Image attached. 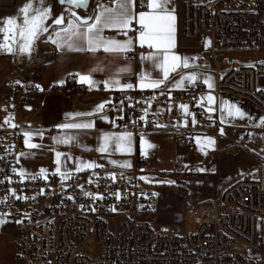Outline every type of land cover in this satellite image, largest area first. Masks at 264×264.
I'll return each instance as SVG.
<instances>
[{
    "label": "built area",
    "instance_id": "2783aa9c",
    "mask_svg": "<svg viewBox=\"0 0 264 264\" xmlns=\"http://www.w3.org/2000/svg\"><path fill=\"white\" fill-rule=\"evenodd\" d=\"M137 8H144L140 0ZM180 35L186 41L199 38L207 46L215 63L214 97L228 93L255 107L264 148V60L241 63L227 57L231 52H264V0H181ZM135 56L133 50L124 58ZM8 86L7 95L14 99L38 91L13 82ZM203 90L198 79L187 90L113 91L108 110L117 130L138 134L156 126L158 109L187 105L196 125L181 132L180 139L194 150L196 136L210 137L223 127L218 117L208 122L200 105ZM238 144L248 147L251 139L242 135ZM20 150L16 130L0 133V218L14 221L17 264H257L252 252L258 219L264 217V161L253 175L226 186L212 203L195 208L193 233L169 235L154 229L156 198L139 177L155 157H136L134 170L127 172L22 178ZM93 244L100 246L99 255L82 252L84 245Z\"/></svg>",
    "mask_w": 264,
    "mask_h": 264
},
{
    "label": "crops",
    "instance_id": "0c3cea01",
    "mask_svg": "<svg viewBox=\"0 0 264 264\" xmlns=\"http://www.w3.org/2000/svg\"><path fill=\"white\" fill-rule=\"evenodd\" d=\"M26 2L27 0H0V26H2V22L6 17H12L13 14L16 15ZM98 3H105L112 6V0H90L87 10L82 11L59 5L57 0H43V6H47L51 9V15L48 19V21L50 20L48 25L51 27L49 28V32L44 33L45 37L43 39V43L51 52V57L49 61L44 64L38 79L35 80L32 86L36 88L41 86V90L45 91V93L28 94L21 96L19 99L13 98L16 111L25 119L24 125L15 127L11 130H16L20 134L21 150L18 154V165L19 171L21 172V170H23L24 175L49 177L54 174L65 176V174L69 175L87 171H100L106 174L127 172L134 170L136 157L138 156H153L157 161L151 164H156L159 162V154L156 151L158 145L155 147H147L145 143L146 139H157V137L169 135L173 137L174 140L178 138L181 141L180 133L192 130L196 125V123H192L194 118L192 115H186L180 106L169 104L155 111L157 124L152 130L140 132L138 134L128 132L131 133V139L125 151H117L114 144L111 142L107 152L101 153L98 151V148L103 143L102 138L105 134L119 135L125 133L124 131L116 129L112 113L108 110V94L113 91L123 90L119 87H110L106 89L104 87V82L118 79L121 85L126 83L133 85V88L124 90L150 91L155 89H140L138 87L139 78L142 73L150 74L152 79H163V73L160 68L154 66L153 62L150 60L141 59V57L149 55L153 50L146 46L140 47L138 43H134L132 47V51L136 50L135 58L126 60L124 56L127 53L117 56L105 53L102 50L95 53L88 51H72L67 48H58L56 44L51 42L49 39L50 34L55 38L54 33L59 30L57 26L52 24L53 19L65 15L66 20L64 26H67V19H71L68 15L70 10H75L81 17H90L95 14ZM6 4H8V8H10L7 14ZM33 4L34 6H40L38 0H33ZM168 8L173 10L175 17L172 25V41L174 47L170 50V54L174 53L182 59H187L189 67H181L175 72H171L170 78L165 80L160 88L164 87L168 91L187 90L192 88L196 80L200 79L204 86V90L200 96V102H203L200 103V105L206 109L209 105L207 100L203 98L209 94L212 95L211 92L215 88V63L207 46L201 45L199 38L186 41L181 37V0H170ZM137 10L146 11L147 9L137 8ZM135 27L136 25H133L134 29ZM102 35L117 40L132 38L135 41L137 32L135 30L130 31L128 36L125 37L116 30L105 29ZM3 39V33H0V43H3ZM19 58L18 48L12 53L0 50V77L1 80L4 79L0 83V94H8V83L13 82L12 77L15 73L23 69ZM122 68H127L128 71L120 72ZM94 69L95 71H93ZM78 74H90L95 84L90 87L87 83H81ZM189 75H195L196 80L194 82H189L185 79L181 87L176 86L181 77H187ZM205 81L210 82L213 87L209 89ZM66 83H71L79 87V89L73 92H66L62 89ZM3 89H5L6 92H4ZM50 89L54 91H49ZM214 98L217 103L211 106L213 111L210 113L208 112V122L212 123L215 117H218L223 125L214 136L218 134L219 137H221L219 131L226 128V126H231L233 124L232 122L237 118L228 116L226 112H223L222 114H224V117H221L218 112L222 109L219 99L232 98L236 102H240V104L238 103L240 106L239 109L245 114L243 118L239 117L242 120L240 125H242L241 130L244 132L243 135L251 139V144L248 146V148H250L254 143V138L251 137V134L258 132L261 135V120L255 107L249 101L228 93H222ZM101 103L105 104V108L102 112L96 113L95 109ZM215 112L218 113L213 114ZM76 113H93V115L79 116L75 117L74 121H69V114L75 115ZM102 117H107V119H103ZM88 121L93 122V128L61 129L59 127V125L68 122ZM31 124L33 127H29ZM24 133H32L31 142L38 145V147L32 149L28 148L24 142ZM37 133H42V135H38ZM67 137H74L75 139L67 144L56 142L59 138ZM199 137L201 136H196L195 141H197ZM223 142L227 144V142ZM196 144L198 146V142H196ZM227 146H230L227 151L230 155L237 154L238 151H240V149H236L233 145ZM242 148L245 149L247 147ZM57 152L62 154L59 164L56 162ZM262 158L259 164L263 162L264 154ZM83 163H93L98 166L77 172L75 170L76 167L78 165L82 166ZM124 165L127 166L125 167ZM147 166L143 168L141 173L146 172ZM58 167L60 169L59 172L56 171ZM41 169L44 170L43 175H41ZM165 176L176 177L172 172L166 173Z\"/></svg>",
    "mask_w": 264,
    "mask_h": 264
},
{
    "label": "rangeland",
    "instance_id": "374dc122",
    "mask_svg": "<svg viewBox=\"0 0 264 264\" xmlns=\"http://www.w3.org/2000/svg\"><path fill=\"white\" fill-rule=\"evenodd\" d=\"M9 9L6 4V14ZM12 17L17 18L18 22L22 19L20 12L13 14ZM49 21L45 23L48 25ZM44 37L43 34L35 41L30 53H19V61L23 69L12 77L13 83L32 86L38 79L41 69L51 57L50 50L43 43ZM227 57L241 63H250L264 60V52H231ZM3 80L0 77V83ZM41 88V86L37 87V93L44 94L45 91ZM3 90L6 92L5 89ZM7 90L8 93L10 88ZM219 103L222 107L221 111H218L221 117H224L223 112L227 113L228 105L234 104L240 108V102L232 98L219 99ZM241 122L239 117L235 118L231 126L219 131L221 137L218 134L199 137L196 141H199L198 146L196 144L194 150H189L178 138L174 140L169 135L146 139V146L158 145L156 151L159 154V162L149 164L146 172L139 174L140 179L149 186L148 192L156 198L152 218V225L156 231L166 227L169 235L193 233L195 230L193 213L196 207L212 203L221 190L236 179L255 173V167L263 159L264 154L261 135L258 132L252 133L251 137L254 138L252 146L245 149L240 147L237 140L244 134L241 130ZM24 124L25 119L16 111L13 98L6 93L1 94L0 133L11 132L13 128ZM31 126L32 124L29 125ZM208 140L212 143L209 144ZM227 145H233L240 151L230 155L227 153L230 146ZM168 172L174 173L176 177L165 176ZM0 219L5 221L0 223V264H17L14 221L7 217ZM82 252L89 256H97L101 253V248L96 244L84 245ZM252 256L257 264H264V217L258 219V242Z\"/></svg>",
    "mask_w": 264,
    "mask_h": 264
},
{
    "label": "snow or ice",
    "instance_id": "6c2138e0",
    "mask_svg": "<svg viewBox=\"0 0 264 264\" xmlns=\"http://www.w3.org/2000/svg\"><path fill=\"white\" fill-rule=\"evenodd\" d=\"M60 3L68 5L70 9H76L85 7L87 0H60ZM169 3L170 0H140L141 6L147 9L144 11L137 10V0H112V6L105 3H98L95 14L90 17H81L75 10H70L68 15L71 19H67V26H64L66 20L65 15L58 16L52 20V24L57 26L59 30L55 31V38L50 34L49 39L61 49L67 48L72 51H88L92 53L102 50L105 53L117 56L131 52L134 43H138L140 47L146 46L153 51L149 55L141 57V59L150 60L154 66L160 68L163 73V79H152L150 74L142 73L139 78L138 87L140 89L160 88L164 81L170 78L171 72H175L181 67H189L187 59H182L174 53L170 54V50L174 47L172 41V25L175 17L173 10L168 8ZM38 4L40 6H34L33 0H27L19 9L22 17L19 22L15 17H9L3 20L2 26H0V33H3L4 39L3 43H0V50L12 53L18 48L21 54L30 53L35 41L44 33L49 32L51 26L45 22L51 15V9L43 6V0H38ZM133 25H136L135 29ZM105 29L116 30L125 37L128 36L130 31L135 30L137 35L135 41L132 38L117 40L103 36L102 33ZM127 71V68L120 69V72ZM185 79L189 82H194L196 76L189 75L187 77H181L176 86L181 87ZM79 81L81 83H87L90 87L95 84L90 74L79 75ZM205 82L208 84L209 89L213 87L210 82ZM104 87L106 89L119 87L121 90H124L133 88V85L128 83L121 85L118 79H114L112 81H105ZM203 99H206L209 105L205 111L212 112L213 108L211 106L215 103V98L209 94ZM104 108L105 104L101 103L97 106L95 112L100 113ZM180 108L186 115H190L187 105H180ZM227 114L231 117L240 118H243L245 115L234 104L227 106ZM90 115H93V113L69 114L68 119L69 121H74L75 117ZM102 118L107 119V117ZM141 119L143 120L144 117H141ZM192 123H196L194 118ZM262 124H264V121H262ZM59 127L61 129H91L94 127V124L91 121L68 122L59 125ZM37 134L42 135V133ZM32 135V133H24L25 145L30 149L38 147V145L31 142ZM74 139V137L59 138L56 142L67 144ZM102 139L103 143L98 148L99 152H107L110 142L114 144L117 151H125L130 142L131 133L125 132L119 135L105 134ZM208 143L211 144L212 141L208 140ZM147 146L151 147V145ZM61 155L59 152L56 153L57 164L60 163ZM97 166L93 163H83L82 166L78 165L75 170L79 172ZM124 166L126 167L127 165ZM56 171H60L59 167ZM43 174L44 170L41 169V175ZM19 175L23 178V170H21ZM62 178H68L67 174ZM86 195L88 194L86 193ZM21 198L17 197V199ZM2 202L0 201V203ZM4 222L3 219H0V223Z\"/></svg>",
    "mask_w": 264,
    "mask_h": 264
},
{
    "label": "trees",
    "instance_id": "16d2710c",
    "mask_svg": "<svg viewBox=\"0 0 264 264\" xmlns=\"http://www.w3.org/2000/svg\"><path fill=\"white\" fill-rule=\"evenodd\" d=\"M62 89L66 92H73V91H77L79 89V87L71 84V83H66Z\"/></svg>",
    "mask_w": 264,
    "mask_h": 264
},
{
    "label": "water",
    "instance_id": "95a60500",
    "mask_svg": "<svg viewBox=\"0 0 264 264\" xmlns=\"http://www.w3.org/2000/svg\"><path fill=\"white\" fill-rule=\"evenodd\" d=\"M57 2H58L59 5H62V6H68V5H65V4H61V3H60V0H57ZM89 3H90V0H87V4H86L85 7H82V8H76V9H78V10H82V11H85V10H87ZM68 7H69V6H68Z\"/></svg>",
    "mask_w": 264,
    "mask_h": 264
},
{
    "label": "bare ground",
    "instance_id": "6f19581e",
    "mask_svg": "<svg viewBox=\"0 0 264 264\" xmlns=\"http://www.w3.org/2000/svg\"><path fill=\"white\" fill-rule=\"evenodd\" d=\"M166 230H167L166 227H162V229H161L162 232H165Z\"/></svg>",
    "mask_w": 264,
    "mask_h": 264
}]
</instances>
